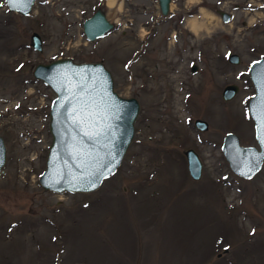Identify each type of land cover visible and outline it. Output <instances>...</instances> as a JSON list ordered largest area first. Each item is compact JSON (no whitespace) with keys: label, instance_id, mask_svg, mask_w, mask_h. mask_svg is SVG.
Listing matches in <instances>:
<instances>
[{"label":"rangeland","instance_id":"obj_1","mask_svg":"<svg viewBox=\"0 0 264 264\" xmlns=\"http://www.w3.org/2000/svg\"><path fill=\"white\" fill-rule=\"evenodd\" d=\"M105 1L35 0L22 16L0 0V264H264V159L243 179L220 150L226 132L255 146L248 67L264 56V0H170L166 15L157 0H116L110 11ZM98 8L113 27L87 41L82 22ZM192 17L206 30L191 33ZM64 57L100 62L139 106L120 165L88 193L38 184L54 93L31 70ZM226 84L237 92L224 101ZM187 148L201 161L197 180Z\"/></svg>","mask_w":264,"mask_h":264},{"label":"water","instance_id":"obj_2","mask_svg":"<svg viewBox=\"0 0 264 264\" xmlns=\"http://www.w3.org/2000/svg\"><path fill=\"white\" fill-rule=\"evenodd\" d=\"M3 1L9 11L27 16L35 0H31L22 11L10 6L8 0ZM169 2L170 0H157L161 15L168 13ZM219 15L223 22L228 21V13L219 11ZM112 27L113 23L106 18L104 11L98 8L83 20L81 29L84 38L93 41ZM28 44L34 51H41L42 41L37 32L29 34ZM226 60L237 64L239 57L231 53L227 55ZM194 70L195 66L192 65L191 71ZM31 75L54 93L47 121L50 142L44 168L38 176V184L43 190L53 193H88L96 190L101 181L120 165L133 135V121L139 109L137 100L134 97H121L113 90L111 76L100 62H74L68 57L56 58L47 63L35 64ZM248 78L253 87V94L247 101V113L253 124L255 146L241 145L232 132L223 135L220 146L228 169L243 179L255 175L264 159V137H261V114L264 112V56L249 64ZM236 92L237 85L226 84L220 97L227 101ZM73 109L82 117L75 124ZM193 125L199 131L207 129V123L203 119H194ZM184 158L188 175L197 180L201 171V161L197 154L187 148L184 150ZM4 160L5 147L0 137V168ZM88 172L96 173L93 179L96 180L97 187L91 188L87 181L79 179L82 173Z\"/></svg>","mask_w":264,"mask_h":264},{"label":"snow or ice","instance_id":"obj_3","mask_svg":"<svg viewBox=\"0 0 264 264\" xmlns=\"http://www.w3.org/2000/svg\"><path fill=\"white\" fill-rule=\"evenodd\" d=\"M31 0H8L10 6L17 8L18 10H23ZM83 111V110H81ZM80 113H77L76 109H73V123H78L81 119ZM100 133H97L99 135ZM85 135H90L89 133H85ZM261 137H264V112L261 114ZM79 167V165H78ZM96 176L94 172L82 173L80 176V180L87 181L91 188H95L98 186L97 182L93 177ZM250 178V177H249Z\"/></svg>","mask_w":264,"mask_h":264},{"label":"bare ground","instance_id":"obj_4","mask_svg":"<svg viewBox=\"0 0 264 264\" xmlns=\"http://www.w3.org/2000/svg\"><path fill=\"white\" fill-rule=\"evenodd\" d=\"M105 5H106V7L108 8L109 11L113 7L117 8V10L119 8V4L116 3V0H106L105 1ZM198 12H199V14L201 15L202 18H208V19L212 18L211 14L206 12L204 9H200ZM107 16L110 17L109 15H107ZM186 27L193 34H197L200 31H205L206 30V28L203 25H200L197 22V18H195V17H192L191 19H189L186 22Z\"/></svg>","mask_w":264,"mask_h":264},{"label":"flooded vegetation","instance_id":"obj_5","mask_svg":"<svg viewBox=\"0 0 264 264\" xmlns=\"http://www.w3.org/2000/svg\"><path fill=\"white\" fill-rule=\"evenodd\" d=\"M191 67H192V65L190 66V71H191ZM195 70H196V67H195ZM195 70H194V71H195ZM191 72H192V71H191Z\"/></svg>","mask_w":264,"mask_h":264}]
</instances>
